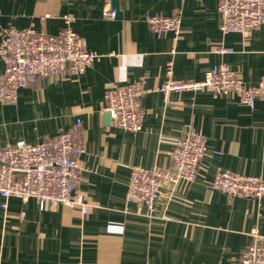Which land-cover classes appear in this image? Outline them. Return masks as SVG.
I'll use <instances>...</instances> for the list:
<instances>
[{
	"label": "crops",
	"instance_id": "1",
	"mask_svg": "<svg viewBox=\"0 0 264 264\" xmlns=\"http://www.w3.org/2000/svg\"><path fill=\"white\" fill-rule=\"evenodd\" d=\"M219 2L0 0V37L8 27L57 34L67 14L99 54L84 72L39 78L18 89L15 103L0 100V148L20 139L40 143L82 120L76 193L90 205L83 214L67 204L40 207L33 197L0 195V264H228L264 237V198L230 196L211 185L219 170L264 177V100L249 107L235 93L205 89L171 93L168 102L160 90L168 64L184 80H200L221 63L246 86L264 74V24L225 34ZM110 6L121 15L105 18ZM152 13L179 15V35L154 33ZM4 70L0 56V80ZM138 80L145 119L134 132L115 126L103 109L111 87ZM190 130L208 141L198 178L165 184L147 215L143 203L128 201L132 169L170 168L176 140Z\"/></svg>",
	"mask_w": 264,
	"mask_h": 264
},
{
	"label": "built area",
	"instance_id": "2",
	"mask_svg": "<svg viewBox=\"0 0 264 264\" xmlns=\"http://www.w3.org/2000/svg\"><path fill=\"white\" fill-rule=\"evenodd\" d=\"M223 33L248 34L264 24V0H220ZM117 10L105 8L104 17H116ZM74 17L64 15L65 26L57 34L46 29H3L0 37V56L5 70L0 80V100L15 103L17 92L39 78H51L65 71L84 72L99 58L86 41L72 28ZM148 24L157 35L181 32L179 15L152 13ZM219 51H229L225 48ZM167 78L160 90L166 101L174 92H197L210 89L213 94L235 93L242 103L253 107L257 99L264 100V74L255 85L246 86L239 72L221 63L208 69L200 80L175 79L172 65L166 68ZM145 86L142 80L127 86H113L105 95L104 112L110 114L112 123L126 130L138 132L143 129L145 112L142 98ZM82 120L56 137L40 143L20 139L0 148V195L21 199L35 198L40 207L67 204L80 207L88 213L90 205L81 194L76 193L81 180V166L75 153L82 152ZM208 150L205 135L190 130L175 142L173 164L170 168L136 167L131 171L128 185V201L143 203L147 215L152 214L161 198L165 184L184 179L194 181L199 176V165ZM212 187L230 196L264 198V177L231 170L215 173ZM5 206V203H3ZM228 264H264V237L256 236L241 257Z\"/></svg>",
	"mask_w": 264,
	"mask_h": 264
},
{
	"label": "water",
	"instance_id": "3",
	"mask_svg": "<svg viewBox=\"0 0 264 264\" xmlns=\"http://www.w3.org/2000/svg\"><path fill=\"white\" fill-rule=\"evenodd\" d=\"M114 6H116V8H117V4H116V2H114ZM117 10V9H116ZM117 14L118 15H121V13L117 10ZM107 116H110V114L107 112Z\"/></svg>",
	"mask_w": 264,
	"mask_h": 264
}]
</instances>
